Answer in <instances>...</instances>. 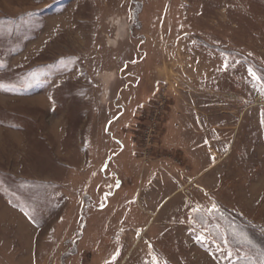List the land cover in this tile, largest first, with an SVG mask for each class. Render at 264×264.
Masks as SVG:
<instances>
[{"label": "rangeland", "instance_id": "374dc122", "mask_svg": "<svg viewBox=\"0 0 264 264\" xmlns=\"http://www.w3.org/2000/svg\"><path fill=\"white\" fill-rule=\"evenodd\" d=\"M161 31L183 33L186 52L215 50L202 61L206 72L183 63L165 80L158 64L170 58L145 36ZM202 80L208 94L227 98L223 111L233 109L217 163L210 152L205 162L185 161L161 144L173 83ZM105 116L114 119L94 136ZM263 124L264 0H0V191L35 211L46 203L39 221L58 216L49 242L62 236L63 256L50 264H234L249 256L214 212L225 208L264 236ZM201 138L207 147L209 132ZM150 161L160 165L150 170ZM199 171L183 186L179 176ZM218 227L222 243L212 237ZM0 244L8 251L6 234ZM21 245L28 253L29 241ZM5 252L0 264H24Z\"/></svg>", "mask_w": 264, "mask_h": 264}, {"label": "crops", "instance_id": "0c3cea01", "mask_svg": "<svg viewBox=\"0 0 264 264\" xmlns=\"http://www.w3.org/2000/svg\"><path fill=\"white\" fill-rule=\"evenodd\" d=\"M182 35L183 33L175 35L166 33L165 31L156 33L153 36L145 33L147 38L152 39V44L154 45L155 50L160 55L167 57V59L170 58V60H166L165 62L164 60L161 61L165 64H158V71H167L165 80L170 81V83L174 78L173 73L176 72V68H181L183 63L186 64V66L188 64V67L191 71H194V73L206 72L207 65L203 63L205 62L204 59L207 60L206 56L216 57L215 50L210 48L207 49L206 47L204 49L198 48L193 53L192 51L186 52L185 48L187 47L184 43L185 40H183ZM176 56L180 58L178 59ZM183 56H187L186 60L182 59ZM210 62L213 63L211 60ZM211 63H209L211 70L218 71V67H216V69H214V67L212 68ZM203 66L205 69H203ZM220 71H222L221 68ZM214 79L215 77L213 79H209V83H213ZM91 84H93L95 89H100L99 93L102 91L104 92V87L99 85V83ZM173 86L175 87L176 93L172 98L173 100L170 109L168 110L165 122L163 123L164 132L163 135H161L162 146L166 149H171L176 153H179L185 161H188L187 159H192L194 163H197L198 160L205 162L207 157L206 153L210 152V154L215 157L214 163H217L216 161L221 160L224 153L221 148L215 147L217 146L216 142L217 140L222 139V130L228 124L227 121L229 115L233 113V109L231 107H227V109H229L228 111H223V107L226 106L225 104H228L227 98L223 97L222 94H208L205 80H202L201 83L199 81L198 83H173ZM209 89L212 90V88ZM100 99H102L100 102H109V100L105 101L104 98L100 97ZM88 102L91 104L94 114L95 105L97 104L96 98L93 96L91 100L89 98ZM113 119L114 118L106 119L105 116L102 120H100L99 125L94 128H98V130H94V136H98L102 127L103 129L108 127L110 121ZM208 132L209 135H211V138L208 140L209 145L205 147V140L201 137ZM212 141L214 142V145L210 144ZM158 162L159 161L148 162V168L150 170H154L159 164ZM202 171H199L197 176L193 178H184L179 176V179H181V181H185L183 184V186H185L190 184L193 180L200 178L203 174ZM155 173H157V171H155L154 174ZM222 178L221 173L215 174V183L219 182V184L223 185ZM46 183L49 185L54 184L60 186V184L56 181L48 180ZM138 190H141L140 187ZM86 194L87 193L79 194L75 208L78 209L81 199L87 196ZM0 204L2 205V207H0V240H3V236L6 234V246L8 251H4V244L3 246L0 244V247L3 253L5 252L6 255L12 256V263H15V261L17 262V260L19 263L22 259L24 264H50L52 261L54 262L57 259L62 258V236L55 239L54 243V245H56V241H58L59 249L56 248L52 242H49L50 239L52 240L53 233L60 224L58 216L55 215L56 212H54L53 215H55V217L50 220V224H47L48 220L42 222L37 218L38 216L42 218L48 217V213L46 212V203L43 205L44 207L41 206L35 211L32 206L28 203L26 204V201L21 200V197L14 192L0 191ZM82 205L83 204H81V206ZM27 240L29 241V252H19L20 248L23 247L21 244H24Z\"/></svg>", "mask_w": 264, "mask_h": 264}, {"label": "trees", "instance_id": "16d2710c", "mask_svg": "<svg viewBox=\"0 0 264 264\" xmlns=\"http://www.w3.org/2000/svg\"><path fill=\"white\" fill-rule=\"evenodd\" d=\"M214 216H218L219 219H222L224 217V226L226 229L225 235L229 237V242L231 243V245H233L235 248L240 249L247 248L250 251L249 256L239 257L233 262L234 264H264V236H260L259 233L255 232L258 230V227H251L250 229V224L247 227L243 220L239 219L237 215L231 212H227L225 208H220V210H216L214 212ZM206 219L207 217L202 216L201 219L197 222L200 221L202 224ZM212 231V237L216 242H224V234L219 227L215 228Z\"/></svg>", "mask_w": 264, "mask_h": 264}, {"label": "built area", "instance_id": "2783aa9c", "mask_svg": "<svg viewBox=\"0 0 264 264\" xmlns=\"http://www.w3.org/2000/svg\"><path fill=\"white\" fill-rule=\"evenodd\" d=\"M161 99L162 100L157 105V108L153 111V113H156V115H158V117H160L161 115H163L164 107L166 106L165 104H167V99H166L165 96L163 98H161ZM155 120H156V117H155ZM158 122H159V120L156 121V125L158 124ZM146 144L148 145V148H149V146H150L151 143L146 142ZM148 148L147 149L145 148V151H146V153L144 154L145 156L147 154H148V156L151 155V154L148 153Z\"/></svg>", "mask_w": 264, "mask_h": 264}, {"label": "snow or ice", "instance_id": "6c2138e0", "mask_svg": "<svg viewBox=\"0 0 264 264\" xmlns=\"http://www.w3.org/2000/svg\"><path fill=\"white\" fill-rule=\"evenodd\" d=\"M253 76H255V73H251Z\"/></svg>", "mask_w": 264, "mask_h": 264}]
</instances>
